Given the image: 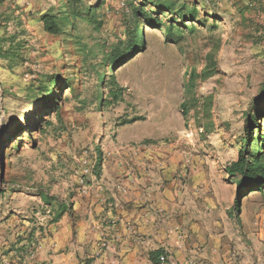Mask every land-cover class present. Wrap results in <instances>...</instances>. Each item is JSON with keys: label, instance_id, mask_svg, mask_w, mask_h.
<instances>
[{"label": "rangeland", "instance_id": "rangeland-1", "mask_svg": "<svg viewBox=\"0 0 264 264\" xmlns=\"http://www.w3.org/2000/svg\"><path fill=\"white\" fill-rule=\"evenodd\" d=\"M84 1L102 4V27L80 19L76 43L69 25L54 36L41 22L62 16L63 0H0V202L11 203L30 235H49L70 210L85 221L91 209L99 215L102 170L161 166L169 154L187 166L195 158L213 166L219 193L235 200L238 180L225 167L238 156L247 115L264 110V0ZM141 5L160 25L141 20L144 41L109 66L113 47L131 38L132 6ZM182 7L196 21L184 22ZM50 76L58 81L53 93L31 101ZM112 80L118 102L109 95ZM258 123L264 136V115ZM239 206L235 215L250 218L258 237L264 190L247 192Z\"/></svg>", "mask_w": 264, "mask_h": 264}, {"label": "crops", "instance_id": "crops-1", "mask_svg": "<svg viewBox=\"0 0 264 264\" xmlns=\"http://www.w3.org/2000/svg\"><path fill=\"white\" fill-rule=\"evenodd\" d=\"M160 159L102 170L99 215L91 209L85 221L70 210L49 235H30L11 203L0 202V264H154L156 251L167 257L159 264H264V230L257 237L251 219L235 215L213 166L199 158L187 166L177 154Z\"/></svg>", "mask_w": 264, "mask_h": 264}, {"label": "trees", "instance_id": "trees-1", "mask_svg": "<svg viewBox=\"0 0 264 264\" xmlns=\"http://www.w3.org/2000/svg\"><path fill=\"white\" fill-rule=\"evenodd\" d=\"M95 3L88 4V2L84 0H63V9L61 10L63 11L62 16L48 13L41 17V22L45 31L51 35L59 36L65 33L66 26L69 25L70 32L76 37V43H82L83 37L78 30V21L80 19L85 21L90 28L101 29L102 27V21L98 20L97 16L98 11L102 8V4L94 6ZM183 9V7L180 9V13L182 14L184 22H186L187 19H190L189 21H196L197 17L194 13L191 12L187 15L183 14ZM131 12L135 23L134 28H130L132 31L130 33L131 38L129 42L123 44L121 47H113L111 53L106 56L105 60V63L109 62V66H116L118 63L129 59L132 53L137 50L138 43L144 41L145 34L143 26H140L141 20L154 23V25H160L157 20L151 19L149 14L142 8V5L140 7L132 6ZM83 54L85 56H91L92 52L88 50L84 51ZM77 62L78 60L76 63ZM80 70L81 69H78L77 71L78 80H80ZM106 75L105 71L97 72V79L101 81V85L107 83ZM57 82L55 76H50L43 82H40L37 88L41 91V94L40 96H35L31 101H41L40 99L50 96L57 86ZM67 85H69L70 91L68 93L75 91V86L71 79H68ZM109 95L116 102L122 99L121 88L118 87L115 80L111 82ZM261 115H264V110L259 114L247 115V126L244 130V136L239 142L240 149L238 151V156L225 167L229 176L235 177L238 180L234 205L235 209L240 208L239 201L246 197L247 192L264 190V136H261L258 123V116ZM38 125L40 127V124ZM255 130H258V134H254L253 131ZM162 254H164L163 251L151 253V260L154 264H159V258Z\"/></svg>", "mask_w": 264, "mask_h": 264}, {"label": "built area", "instance_id": "built-area-1", "mask_svg": "<svg viewBox=\"0 0 264 264\" xmlns=\"http://www.w3.org/2000/svg\"><path fill=\"white\" fill-rule=\"evenodd\" d=\"M159 262L161 263H166L167 262V257L166 255L162 254L159 258Z\"/></svg>", "mask_w": 264, "mask_h": 264}]
</instances>
